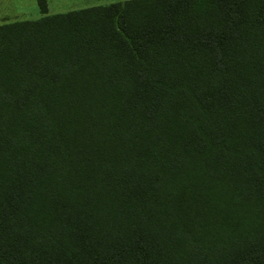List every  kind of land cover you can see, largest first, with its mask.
<instances>
[{
  "label": "trees",
  "instance_id": "trees-1",
  "mask_svg": "<svg viewBox=\"0 0 264 264\" xmlns=\"http://www.w3.org/2000/svg\"><path fill=\"white\" fill-rule=\"evenodd\" d=\"M0 24V264H264V0H122Z\"/></svg>",
  "mask_w": 264,
  "mask_h": 264
},
{
  "label": "rangeland",
  "instance_id": "rangeland-1",
  "mask_svg": "<svg viewBox=\"0 0 264 264\" xmlns=\"http://www.w3.org/2000/svg\"><path fill=\"white\" fill-rule=\"evenodd\" d=\"M122 0H48V13L65 12L97 4ZM61 10V11H59ZM40 17L35 0H0V24L20 20H35Z\"/></svg>",
  "mask_w": 264,
  "mask_h": 264
},
{
  "label": "crops",
  "instance_id": "crops-1",
  "mask_svg": "<svg viewBox=\"0 0 264 264\" xmlns=\"http://www.w3.org/2000/svg\"><path fill=\"white\" fill-rule=\"evenodd\" d=\"M82 2L84 1V0H81ZM92 1V0H91ZM97 5H99V4H97ZM37 6V5H36ZM46 9H47V13H48V0H46ZM74 9H79V8H74ZM71 10H73V9H71ZM59 11H61V10H59ZM66 11V10H65ZM68 11V10H67ZM56 13V12H55ZM57 13H59V12H57ZM51 14V13H50Z\"/></svg>",
  "mask_w": 264,
  "mask_h": 264
}]
</instances>
